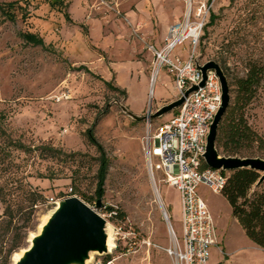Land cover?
Here are the masks:
<instances>
[{
  "label": "rangeland",
  "instance_id": "rangeland-1",
  "mask_svg": "<svg viewBox=\"0 0 264 264\" xmlns=\"http://www.w3.org/2000/svg\"><path fill=\"white\" fill-rule=\"evenodd\" d=\"M64 1L66 6L57 10L46 0H0L13 5V18L0 10V147L5 154L0 185L14 218L10 225L0 203V264L5 259L11 264L12 255L27 247L28 237L37 232L55 203L72 196L114 229V248L106 255H94L92 263L173 264L165 252L170 239L159 200L180 239L179 193L160 182L155 192L141 151L144 121L131 119L119 105L144 117L149 109L155 112L174 101L168 70L162 69L150 81L153 55L147 46L160 48L168 26L182 18L184 4L182 0ZM212 14L216 19L204 29L199 60L222 65L231 79L245 75L248 61L264 64V0H217ZM27 33L40 36L43 44L23 39ZM188 49L185 42L170 59L185 60ZM173 113L154 123L168 122ZM246 118L264 136V80L246 108ZM88 129L109 159L99 199L94 197L99 154L87 138ZM20 143L26 150L19 148ZM46 144L84 156L44 160L36 149ZM25 190L43 196L29 222ZM197 192L212 218L218 244L209 248L208 264H264V250L245 236L225 198L204 185ZM17 229L26 231L25 238L7 257Z\"/></svg>",
  "mask_w": 264,
  "mask_h": 264
},
{
  "label": "built area",
  "instance_id": "built-area-1",
  "mask_svg": "<svg viewBox=\"0 0 264 264\" xmlns=\"http://www.w3.org/2000/svg\"><path fill=\"white\" fill-rule=\"evenodd\" d=\"M182 2V18L168 26L160 48L148 45L147 50L153 55L151 83L165 68L173 78L174 101L182 98L183 102L168 122L155 124L151 118L155 112L147 111L141 151L155 192L156 182H160L179 193L180 239L159 200L170 239L165 252L173 264H208V250L218 244L212 218L197 188L204 185L213 193H221L226 174L221 169L208 168L203 159L209 127L221 105V86L214 71L207 72L200 86L203 76L198 66L207 61L199 60L197 49L217 0ZM185 42H189L186 59L175 56L173 62L170 55ZM193 87L196 89L185 95Z\"/></svg>",
  "mask_w": 264,
  "mask_h": 264
},
{
  "label": "trees",
  "instance_id": "trees-1",
  "mask_svg": "<svg viewBox=\"0 0 264 264\" xmlns=\"http://www.w3.org/2000/svg\"><path fill=\"white\" fill-rule=\"evenodd\" d=\"M46 2L51 7H58L59 10L63 0H46ZM0 10H2L3 15L9 14L13 18L11 13L13 5L0 4ZM215 19L216 16L211 14L210 22L207 26H211ZM21 36L34 44H43L42 38L37 34L27 33ZM219 66L228 82L230 100L218 124L215 148L224 157L264 159V136L256 132L246 118V108L254 100L264 80V64L257 61H248L245 75L234 79L229 77L227 70L222 65ZM103 82L107 87H112L111 83ZM112 88L119 91L116 87ZM121 94L124 95L122 92ZM86 135L99 154L96 158L98 163L95 175L97 184L94 191V197L99 199L103 195V187L109 169V159L90 129L87 130ZM7 142L8 144L12 143L10 140H7ZM22 146V144L19 145V148H23ZM2 150L4 149L0 147V164L4 163L5 160V154ZM36 150L44 160L74 159L84 156L81 153H66L62 149L54 148L49 144L41 145ZM204 167L206 166L203 165L202 168ZM225 174L226 183L220 194L229 204L231 216L238 222L245 236L258 248L264 250V180L257 185L262 174L249 168L228 171ZM2 192L3 186L0 185V203L4 205L3 216L12 225L14 219L12 205L7 203ZM24 194L27 197L26 201L29 203V211L27 213L29 222L33 207L43 200V196L41 193L31 190H25ZM107 210L110 213L113 212L112 208ZM117 216L122 218V213H117ZM25 232L22 229L15 231L13 242L7 250V257L21 246L25 238ZM2 264H8V259H5Z\"/></svg>",
  "mask_w": 264,
  "mask_h": 264
},
{
  "label": "water",
  "instance_id": "water-1",
  "mask_svg": "<svg viewBox=\"0 0 264 264\" xmlns=\"http://www.w3.org/2000/svg\"><path fill=\"white\" fill-rule=\"evenodd\" d=\"M202 73L203 86L206 74L214 71L221 86V105L214 116L206 137L203 159L211 169L234 171L249 168L261 173L257 185L264 180V159L224 157L215 148L218 124L229 104V86L220 66L214 61H207L198 66ZM186 92L187 95L192 90ZM183 99L173 101L155 111L152 119H158L181 105ZM124 114L135 121H144L146 117H137L119 105ZM100 206L97 200L95 207ZM114 236V229L96 211L79 198L72 196L59 200L54 208L39 225L36 233L30 234L27 247L12 255L11 264H92L94 255H106L114 245L109 240Z\"/></svg>",
  "mask_w": 264,
  "mask_h": 264
},
{
  "label": "crops",
  "instance_id": "crops-1",
  "mask_svg": "<svg viewBox=\"0 0 264 264\" xmlns=\"http://www.w3.org/2000/svg\"><path fill=\"white\" fill-rule=\"evenodd\" d=\"M66 5H65V1L63 0V2H62V5H61V7H65ZM52 9H57L58 10V7H56V6H53V7H51ZM164 39H165V37H164ZM164 39H163V41H164ZM163 43V42H162ZM162 45V44H161ZM163 69H165V68H163ZM162 70V69H161ZM160 70V71H161ZM166 70V69H165ZM167 71V70H166ZM160 73V72H159ZM159 73H158V75H159Z\"/></svg>",
  "mask_w": 264,
  "mask_h": 264
},
{
  "label": "bare ground",
  "instance_id": "bare-ground-1",
  "mask_svg": "<svg viewBox=\"0 0 264 264\" xmlns=\"http://www.w3.org/2000/svg\"><path fill=\"white\" fill-rule=\"evenodd\" d=\"M109 243H110L111 245H114V238H113V236H112V238L109 240Z\"/></svg>",
  "mask_w": 264,
  "mask_h": 264
}]
</instances>
